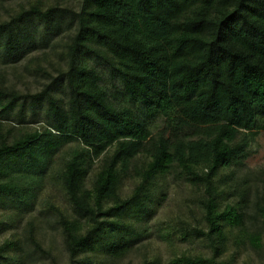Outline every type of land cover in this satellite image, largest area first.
Instances as JSON below:
<instances>
[{
	"label": "trees",
	"instance_id": "trees-1",
	"mask_svg": "<svg viewBox=\"0 0 264 264\" xmlns=\"http://www.w3.org/2000/svg\"><path fill=\"white\" fill-rule=\"evenodd\" d=\"M261 131L264 0H0V264H252Z\"/></svg>",
	"mask_w": 264,
	"mask_h": 264
},
{
	"label": "rangeland",
	"instance_id": "rangeland-1",
	"mask_svg": "<svg viewBox=\"0 0 264 264\" xmlns=\"http://www.w3.org/2000/svg\"><path fill=\"white\" fill-rule=\"evenodd\" d=\"M29 83L26 85L25 82H18L15 81L17 86L21 89L26 90L27 86H32L34 82L33 77H30ZM245 162L247 166L251 168H263L264 169V131L259 132L255 140L253 141L249 151L248 155L245 159ZM176 185L173 184L170 188V195L166 203L158 210L157 212V220L162 219H169L171 217H174L176 215H182L185 214L183 211L187 213L186 217L192 221L193 224L198 223V220L194 218L196 216L199 217L198 209L195 207V205L191 201H185V203L190 204L193 208H195V212L190 214L188 212L187 208H183V199L187 194L181 195L180 188H176ZM131 187L130 183L126 184V188ZM4 237H0V242L2 241ZM182 249L187 251L191 254H199V253H206L207 249L201 245L199 241L195 242H186L182 245ZM153 251L159 252L164 255L165 259H168L170 256V250L165 242H162L158 239H154L153 241ZM245 258L248 257L251 259L252 264H264V251L259 254L253 249L249 248L246 250ZM261 255V256H260ZM241 261L244 262L245 259L242 257Z\"/></svg>",
	"mask_w": 264,
	"mask_h": 264
}]
</instances>
